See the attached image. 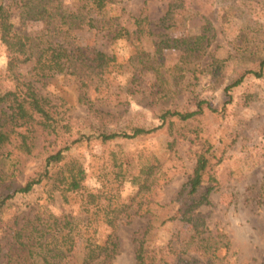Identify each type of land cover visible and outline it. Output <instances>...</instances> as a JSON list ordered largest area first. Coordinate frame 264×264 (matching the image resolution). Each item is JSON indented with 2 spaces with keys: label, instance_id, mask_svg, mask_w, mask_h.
Masks as SVG:
<instances>
[{
  "label": "rangeland",
  "instance_id": "374dc122",
  "mask_svg": "<svg viewBox=\"0 0 264 264\" xmlns=\"http://www.w3.org/2000/svg\"><path fill=\"white\" fill-rule=\"evenodd\" d=\"M65 2L72 5L74 1ZM104 17L113 18L131 34L126 36V31L120 39L103 31L78 34L82 46L116 57L112 71L104 75L107 81L96 78L88 90L90 99L83 100L97 104L104 113L79 101L75 75L34 78L40 91L59 105L61 114L72 118L76 125L72 137L92 136L90 142L77 145L72 155L82 162L88 174L85 184L96 197L91 202L84 193L56 192L50 197L43 183L28 194L10 198L0 214L1 260L9 250L6 243L12 239L10 228L15 223L32 220L55 232V220L64 215L72 221L73 250L52 264H81L87 247L105 244L114 231L118 251L111 264H135L136 238L150 224L153 246L182 240L191 234V227L177 215L176 198L195 167L199 133L216 145L221 158L205 185L213 187L210 203L199 210L210 229L230 240V249L220 252L223 262L264 264V78L251 74L228 93L225 89L241 69L264 58V0H117L98 16ZM14 20L32 35L43 28L42 21L29 19L21 25L18 15ZM138 26L143 30L132 35ZM204 33H211V40L191 68L185 66L182 49L157 52L156 43L162 39ZM7 63V50L0 41V67L6 68ZM33 66L23 67V72ZM200 102L204 116L197 121L169 122L143 138L117 139L107 145L97 138L103 130L126 125L157 127L164 109L196 110ZM47 144L38 135L33 156L20 166L18 184L52 150ZM12 152L7 163H0L8 171L18 153L14 148ZM150 163L160 164L162 176L148 198L132 177ZM112 219L116 227L111 226Z\"/></svg>",
  "mask_w": 264,
  "mask_h": 264
},
{
  "label": "trees",
  "instance_id": "16d2710c",
  "mask_svg": "<svg viewBox=\"0 0 264 264\" xmlns=\"http://www.w3.org/2000/svg\"><path fill=\"white\" fill-rule=\"evenodd\" d=\"M73 1L72 5H68L65 0H0V41L8 54L6 68L0 67V163H7L11 159L12 148L18 151L11 171L0 164V214L10 198L28 194L43 183L50 197H54L56 192L66 196L68 193H84L90 202L96 197L85 184L88 176L86 169L72 155L77 145L90 142L92 136L83 133L77 138L72 137L76 126L72 118L61 114L59 105L40 91L34 78L58 73L75 75L80 83L79 101L92 109L96 107L95 112L98 114L104 113L97 104L83 100L90 99L88 90L96 78L107 81L104 75L112 71L116 57L104 50L82 46L78 34L103 31L112 39H120L127 30L116 25L113 18H98L108 5L117 0ZM15 15L20 17L21 25L29 19L42 21V30L35 35L28 33L17 25ZM136 23L140 24L139 19H136ZM142 30L138 26L132 35ZM145 30H149L150 34V29ZM206 31L210 29L204 28ZM129 35L127 31L126 36ZM210 36L211 33H204L194 38L162 39L156 43L157 52L182 49L185 66L191 68L208 47ZM29 64L34 66L24 73L22 68ZM251 74L264 78V58L252 67L241 69L225 88L227 93ZM203 116L202 102L196 110L164 109L158 115L162 124L157 127L126 125L117 130H103L97 138L102 145L117 139L143 138L169 122L171 125L188 123ZM100 120L105 122L103 117ZM38 135L45 138L47 148L52 150L42 157L39 167L20 185L17 183L20 166L25 158L33 156ZM196 139L199 149L195 167L176 198L177 215L191 227V234L157 248L151 244L153 225L150 224L136 238L135 264H224L220 252L230 249V240L225 233L210 229L199 210L210 203L213 187L205 185L221 158L218 157L216 145L209 139L201 138L199 133ZM159 167L160 164L150 163L133 175L132 182L139 187L140 192L147 195L155 189L162 176ZM147 197L150 198L149 195ZM261 198L264 205V193ZM116 222L112 219L111 226L116 227ZM55 224L57 227L53 232L51 227L38 225L32 220L20 225L15 223L10 228L12 239L6 243L9 250L3 254L2 258L6 256L3 260L0 256V264H52L66 259L73 250L74 229L69 228L72 221L64 215V218H57ZM116 238L114 231L105 244L89 245L81 264H111L118 251Z\"/></svg>",
  "mask_w": 264,
  "mask_h": 264
}]
</instances>
